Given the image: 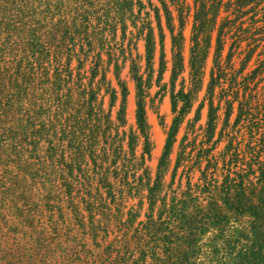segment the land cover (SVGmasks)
<instances>
[{
  "label": "trees",
  "instance_id": "1",
  "mask_svg": "<svg viewBox=\"0 0 264 264\" xmlns=\"http://www.w3.org/2000/svg\"><path fill=\"white\" fill-rule=\"evenodd\" d=\"M157 1L160 8L151 0H0V148L2 139H12L17 150L28 155L27 167L43 173L46 198L71 204L76 214L83 205L91 219L106 217L111 206L125 202L127 195L137 196L140 203L145 200L148 214L142 228L151 233L153 263H185L203 226L219 227L230 217L237 222L248 218L253 242L264 246V0H193L187 66L183 0H169L177 11L176 33L167 2ZM160 11L171 39L170 77L164 86L173 119L159 170L204 92L195 116L184 127L174 166V171L183 168L185 190L169 194L164 193L160 173L152 184L147 173L141 174L135 187L127 177L129 159L135 157L140 142L138 170L149 154L145 101L151 84L130 60L136 127L121 138L111 117L117 92L107 79L113 65L121 88L116 127L124 126L127 90L119 81L118 60L110 45L119 33L120 40L127 38L131 27L129 40L144 42L145 62L151 66L156 49L152 12L161 78ZM204 108L205 123L197 127ZM221 143L225 146L217 153ZM118 161L124 176L110 177ZM196 172L200 176L192 184ZM127 215L135 218L131 211ZM131 242L125 240L124 247ZM145 254L142 249L144 263Z\"/></svg>",
  "mask_w": 264,
  "mask_h": 264
},
{
  "label": "rangeland",
  "instance_id": "2",
  "mask_svg": "<svg viewBox=\"0 0 264 264\" xmlns=\"http://www.w3.org/2000/svg\"><path fill=\"white\" fill-rule=\"evenodd\" d=\"M154 7L160 8L157 0H151ZM172 13L174 33L178 31L179 23L177 11L171 6L169 0H165ZM184 7V46L183 58L187 66L189 58V38L192 26L193 0H183ZM148 11V9H146ZM161 26L164 34L162 75L159 78L160 45L155 28L156 23L153 13H150L151 26L156 35V49L151 66L145 62V49L142 40H120V33L111 48L116 52L118 60L119 81L125 86L127 96L125 99L124 126H117L115 121L121 104V88L115 78L113 65L108 68L107 79L111 87L117 92V99L111 109L112 121L118 128L119 137L128 136L135 131V83L129 72L130 60H134L140 68L144 80L151 84L148 97L145 101V118L148 125L149 154L145 153L144 164L140 170L138 165L143 144L139 143L135 150V157L129 159L127 177L131 187L138 182L136 178L147 173L154 181L157 173L162 178L164 193L185 190L186 178L182 176V167L174 171L179 142L184 133V127L188 120H192L195 111L201 101L204 92L198 95L197 102L185 119L173 145L167 162L158 169V164L163 153L168 129L173 115L171 114L168 90L164 85L169 83L171 69V39L167 29L165 18L160 11ZM130 25V23H129ZM225 55V52H224ZM105 60L106 57L104 56ZM249 65V70L252 68ZM76 63L72 64L74 68ZM211 67V56L207 61L204 84L208 81V72ZM187 78V72L183 74ZM159 78V81H158ZM179 87H176L178 90ZM103 108L108 111L109 97L104 98ZM206 118V108L201 111L200 121L197 127L203 126ZM234 117H231L230 124ZM0 148V264H264V246L253 242V233L247 225L248 218H228L219 227L213 224L203 226L196 236L195 246L186 254L185 263H153L149 253L152 247L150 230L144 229L143 224L147 220L148 205L145 200L140 203L137 196H126L125 202L111 206L109 216H96L91 219L90 214L84 211L80 205L78 213H74L71 204L57 203L46 198L42 190L41 171L27 167L28 155H24L14 146V141L1 140ZM225 143H221L216 152L223 150ZM116 172H111L110 177L117 174L123 178V172L118 170L122 161L116 162ZM111 165V164H110ZM105 166H108L106 164ZM137 168V169H136ZM145 170V171H144ZM111 171V168H110ZM32 176V181L31 180ZM199 173H194L192 184L197 182ZM41 177V178H40ZM182 177V179H181ZM116 186L120 180L117 178ZM113 182V180H112ZM180 187V189H179ZM119 210V211H117ZM131 211L135 218L130 219L127 213ZM156 218V214L154 215ZM142 224V225H141ZM127 227L131 228L129 231ZM136 233H133V232ZM127 233V234H126ZM126 234V238L124 237ZM132 235L137 237L129 238ZM195 237V236H194ZM131 240L128 248L123 242ZM145 251L146 263L143 262L141 251Z\"/></svg>",
  "mask_w": 264,
  "mask_h": 264
}]
</instances>
